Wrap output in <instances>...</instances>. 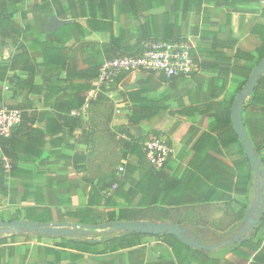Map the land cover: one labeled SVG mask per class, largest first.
Masks as SVG:
<instances>
[{
    "label": "crops",
    "instance_id": "obj_1",
    "mask_svg": "<svg viewBox=\"0 0 264 264\" xmlns=\"http://www.w3.org/2000/svg\"><path fill=\"white\" fill-rule=\"evenodd\" d=\"M52 16L69 23L49 33ZM181 40L191 45L193 75L169 79L135 72L120 76L103 92L93 80L86 105L73 112L82 114V128L45 131L39 140L33 137V152L24 153L13 172L0 147V159L8 166L0 185V222L77 224L80 220L68 212L122 215L133 210L136 217L126 214L128 220L119 222L158 223L163 221H156L153 214L167 210L171 216L164 222L179 224L189 237L216 248L209 252L237 237L247 210L258 199V182L236 138L232 107L264 49V0H0V71L18 45L38 66L32 89L0 78V105H22L28 115H36L37 121L29 124L36 136L48 119L57 117L45 102L57 97L55 92L65 87L73 68H94L148 42ZM7 77L27 80L28 74L9 71ZM254 92L246 99L242 116L253 145L260 148L264 170V96L259 105L250 106ZM130 93L136 95L134 100ZM142 101L160 105L155 107L159 110L128 135L129 117ZM161 137L171 142L175 155L160 176L148 171L152 166L143 144ZM112 181L117 183L107 189ZM241 211L244 218L237 221ZM95 222L105 224L107 219L102 216ZM260 226L234 244L248 240L253 245L264 237ZM98 233L97 242L121 235ZM3 239L0 264H204L182 246L177 255L150 236L136 247L102 254L61 245L92 240L90 235L1 233ZM244 252L249 260L239 256ZM236 254H227L225 260L252 264L256 253L241 247Z\"/></svg>",
    "mask_w": 264,
    "mask_h": 264
},
{
    "label": "trees",
    "instance_id": "obj_2",
    "mask_svg": "<svg viewBox=\"0 0 264 264\" xmlns=\"http://www.w3.org/2000/svg\"><path fill=\"white\" fill-rule=\"evenodd\" d=\"M142 49V47H141ZM141 49L124 55H134L141 52ZM16 54L9 59L8 61H5L3 63V66L0 71V78L2 81H5L6 79L9 80L10 85H18L20 88L24 89H32L33 88V78L36 74V71L38 70V66L34 63L32 60L28 50L22 45L16 46ZM120 57V56H117ZM113 57L111 59L117 58ZM264 59V49L261 53L260 59L258 60V63H260ZM104 64V63H103ZM102 64V65H103ZM102 65H97L94 68H86L83 70L76 71L74 68L71 72H68V81L65 82V87L57 89L55 92L56 98H50L46 100L45 104L47 106H51L54 111L57 113L56 118H51L46 121L45 130L41 133L39 131H35L37 134L34 136L31 132L32 127L29 126V124H34L37 121L36 115H28L26 113V110L24 109V106L19 105L18 107H15L13 109L19 110L21 113L20 122L18 125H16L12 131L9 137H2L0 138V147L3 150V154L5 158L9 160V169L11 172H13V169L17 167L21 160V156L24 155V153H32L33 150L30 148L31 144H34L33 137L36 140H39V135L45 136V131L50 134H55L59 130H65L68 129L69 131L73 132L77 128L83 127V117L82 114L73 115V112H80L83 107L87 103V99L89 97V94L91 93V87H92V81L96 80L99 76L100 69ZM28 74V79L23 80L17 77H7V74L9 71H17ZM119 80V78L116 80V82ZM76 81V82H75ZM73 82V83H72ZM77 83V84H76ZM73 84V85H72ZM67 86L68 89H67ZM67 90L73 91L72 94H70ZM17 92L14 91V94ZM261 93V96H260ZM131 99H135L136 95L133 93L129 94ZM264 96V74L259 78L258 86L254 92V94L249 99V105L255 106L260 104V100ZM264 104V102H263ZM151 103H147L145 101H142L139 109H134L132 111L131 116L129 117V123H128V135H130L129 130L134 129L138 127L141 123H143L144 120L153 117L154 114L152 112L159 110L160 105L151 107ZM12 108V107H11ZM264 114V111H263ZM58 127L59 129L56 130ZM262 132L264 133V128L262 129ZM236 138L237 137V134ZM43 143V141L41 142ZM253 144V143H252ZM241 145V144H240ZM254 146V145H253ZM242 147V145H241ZM258 156H260V148L254 146ZM243 150V148H242ZM145 153V152H144ZM146 155V154H145ZM248 160V159H247ZM78 159L75 158L74 162L77 163ZM77 167V166H76ZM7 163L4 159H0V185H3L5 182V173L7 171ZM150 173H157V175H163L164 168L160 170H156L154 167L149 168L148 170ZM161 173V174H159ZM116 181H112L110 186L106 187L107 189L113 188V186L116 184ZM103 189V188H102ZM116 207L115 204H108V206ZM136 211H125L122 213V215H117L114 212L110 213H94V212H82L80 210L68 212L69 216L75 217L80 220V223L82 224H89V225H96L95 219H98V217L104 216L107 219L108 222H119L128 220L126 214H133V217H136L135 215ZM174 214V212H172ZM156 214V221H167L171 214L167 210H159L158 212H155ZM245 215V211H241L237 214L236 220L241 221L243 220ZM264 227V218L262 219V225L258 227V230L260 228ZM257 230V231H258ZM104 234V233H102ZM121 235L114 237L112 239H108L106 241L97 242L95 241L96 237L100 234L94 233L93 235H90L92 240H88L85 242H77V241H67L64 244H61L63 246H74L75 248H81L83 251H93L95 254H102L107 251L116 252L122 249H129L132 247H136L141 244V239L145 237H155L157 239H160L165 244L170 246L174 252L177 254V247L182 246L185 250V253H187L189 256L192 254L198 255L204 264H232L225 260V256L227 254L233 253L236 254V251L240 249L241 247L247 248L249 251L256 253L254 257V262L252 264H264V237L259 238L253 245H248L250 241H246L244 243L239 244H230L227 247H223L218 245L219 250L209 252V251H201L194 249L192 247L186 246L184 243L178 241L173 236L163 235V236H152V235H142L137 233H120ZM254 236V235H253ZM85 237V236H84ZM88 237V236H86ZM255 237V236H254ZM6 240H0V244H4ZM105 246V249L99 248V246ZM90 247H96L95 250L90 249ZM219 254L220 257H212V254ZM178 255V254H177ZM238 255V254H236ZM241 258L245 260L250 259V255H248L246 252L239 254ZM226 261V262H225Z\"/></svg>",
    "mask_w": 264,
    "mask_h": 264
},
{
    "label": "water",
    "instance_id": "obj_3",
    "mask_svg": "<svg viewBox=\"0 0 264 264\" xmlns=\"http://www.w3.org/2000/svg\"><path fill=\"white\" fill-rule=\"evenodd\" d=\"M67 23L69 22L58 20L56 17L52 16L49 18L47 31L49 33L55 32L57 28ZM263 74L264 59L254 68L245 87L237 95L235 103L232 107L233 126L258 182V199L255 205L247 210L244 222L241 224L240 233L237 234L236 238L224 242L221 245L223 247H227L230 244L238 243L239 241L243 240L242 237L246 235V233L249 234L255 227L260 226L262 219L264 218V170L261 168L262 161L258 157L257 152L252 144L242 116L244 103L246 99L255 91L259 82V78ZM256 215L259 216V220L255 219ZM102 231H107L109 234L123 232L152 236L168 235L175 237L178 241L184 243L186 246L197 250L211 251L212 249H216L201 244L194 237H189L187 229L176 223L125 221L89 225L81 223L72 224L60 222L38 223L36 221L0 222V234H21L28 232L38 235L84 237Z\"/></svg>",
    "mask_w": 264,
    "mask_h": 264
},
{
    "label": "built area",
    "instance_id": "obj_4",
    "mask_svg": "<svg viewBox=\"0 0 264 264\" xmlns=\"http://www.w3.org/2000/svg\"><path fill=\"white\" fill-rule=\"evenodd\" d=\"M135 72L156 73L169 79L189 77L195 72L191 45L186 40L148 42L138 54L105 61L96 79L97 90L103 92L114 85L120 76ZM20 118L19 110L0 105V138L9 137ZM143 151L150 165L157 170L164 168L175 155L174 146L165 137L145 142Z\"/></svg>",
    "mask_w": 264,
    "mask_h": 264
},
{
    "label": "rangeland",
    "instance_id": "obj_5",
    "mask_svg": "<svg viewBox=\"0 0 264 264\" xmlns=\"http://www.w3.org/2000/svg\"><path fill=\"white\" fill-rule=\"evenodd\" d=\"M150 216H151V215H150ZM153 218H156V214H153ZM103 232H106V233H108L107 231H103ZM121 233H122V232H121ZM228 236H229V235H228ZM228 238H229V237H228ZM220 241H221V240H217V242H216V243L218 244V243H220ZM208 243H210V242H208Z\"/></svg>",
    "mask_w": 264,
    "mask_h": 264
}]
</instances>
